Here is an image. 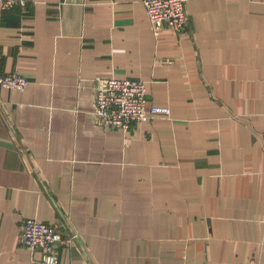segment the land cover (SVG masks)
<instances>
[{
  "label": "crops",
  "instance_id": "1",
  "mask_svg": "<svg viewBox=\"0 0 264 264\" xmlns=\"http://www.w3.org/2000/svg\"><path fill=\"white\" fill-rule=\"evenodd\" d=\"M156 35L143 0L0 2V264H45L24 220L56 225L58 264H264V0H190ZM140 78L171 114L128 132L96 81Z\"/></svg>",
  "mask_w": 264,
  "mask_h": 264
},
{
  "label": "built area",
  "instance_id": "2",
  "mask_svg": "<svg viewBox=\"0 0 264 264\" xmlns=\"http://www.w3.org/2000/svg\"><path fill=\"white\" fill-rule=\"evenodd\" d=\"M190 0H143L146 13L158 35L165 26L179 34L187 30L189 16L187 2ZM3 9L15 6L26 7L28 0H0ZM29 78L20 72L0 71V87L24 90ZM96 120L110 129L128 132L138 121H149L158 115H170L171 108L162 105H149L147 83L140 78H120L102 76L95 87ZM76 235L65 237L56 225L34 217L24 220L21 244L30 250H40L39 261L45 264H58L59 248L70 243Z\"/></svg>",
  "mask_w": 264,
  "mask_h": 264
}]
</instances>
